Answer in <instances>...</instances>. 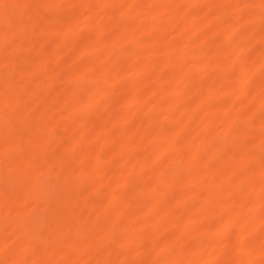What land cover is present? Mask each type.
<instances>
[{"label": "rangeland", "instance_id": "obj_1", "mask_svg": "<svg viewBox=\"0 0 264 264\" xmlns=\"http://www.w3.org/2000/svg\"><path fill=\"white\" fill-rule=\"evenodd\" d=\"M0 264H264V0H0Z\"/></svg>", "mask_w": 264, "mask_h": 264}]
</instances>
